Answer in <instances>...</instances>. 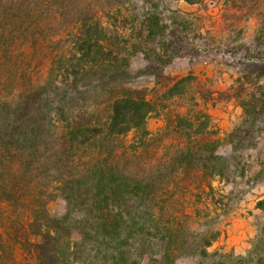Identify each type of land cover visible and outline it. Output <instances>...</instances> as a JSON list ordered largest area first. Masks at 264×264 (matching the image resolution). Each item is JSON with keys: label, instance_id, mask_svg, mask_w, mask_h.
<instances>
[{"label": "trees", "instance_id": "trees-1", "mask_svg": "<svg viewBox=\"0 0 264 264\" xmlns=\"http://www.w3.org/2000/svg\"><path fill=\"white\" fill-rule=\"evenodd\" d=\"M57 1L54 9L53 0H0V264H90L93 251L102 248L113 264H176L181 255L174 249L187 241L182 225L161 222L162 185L187 167L201 168L207 176L223 169L221 143L210 139L215 134L210 116L197 109L200 103L214 105V92L193 74L170 79L166 87L163 74L173 59L195 56L200 47L168 31L161 0H144L142 12L135 0H103L100 14L86 5L73 15L64 0ZM259 1L249 0L250 9H258ZM246 2L232 0V6ZM261 22L254 44L235 45L239 74L216 98L234 100L243 110L241 125L227 137L235 149L253 146L255 126L264 120ZM43 51L50 55L41 75L32 56ZM138 54L146 65L133 72L130 61ZM148 75L164 84L162 97L148 98L147 90L129 87ZM159 99L179 100L184 109L174 117L168 112L166 132L152 135L148 116L168 107ZM129 133L138 135V147L118 156L116 144L124 148ZM168 137L184 144L167 145L149 176L129 168L143 158L137 148L150 154ZM83 194L88 206L77 209L74 200ZM56 196L68 202L62 216L48 209ZM92 203L98 206L94 219ZM256 206L264 210V199ZM201 235L197 264L217 254L207 252L217 233ZM263 242L256 241L247 255L219 256L229 264H264V252L257 253Z\"/></svg>", "mask_w": 264, "mask_h": 264}, {"label": "rangeland", "instance_id": "rangeland-1", "mask_svg": "<svg viewBox=\"0 0 264 264\" xmlns=\"http://www.w3.org/2000/svg\"><path fill=\"white\" fill-rule=\"evenodd\" d=\"M54 1V9H56L58 1ZM135 1L137 8H141L142 12L144 0ZM63 4L67 11L72 10L69 13L71 15L77 6L85 8L86 5L98 10L100 14L104 2L103 0H64ZM246 4L233 7L232 0H203L200 4H189L184 0L160 1L159 12L162 19L170 25L168 31L174 29L189 46L191 44L200 47L197 55L177 57L163 68V74L169 79L166 81V87L172 85V79L177 80L193 74L201 84L214 92L215 104L200 103L197 109L210 116V129L215 131L210 139L220 141L217 153L223 157L218 162L223 168L221 174L207 176L201 168L187 167L176 173L170 182L162 185L164 193L159 198L163 206L161 222L170 220L182 225L180 230L187 241L185 245L174 249L181 255L176 264H197L196 255L201 253L199 248L202 242L201 234L217 233L207 252L209 254L217 252L218 255H209L204 259V264H229L230 260L220 257L219 254L247 255L253 250L256 241L264 239V210L256 206L259 200L264 199V120H259L255 126L259 129L257 133L255 132V144L235 149L229 144L227 137L241 125L244 119L243 110L234 100L216 99L218 92L228 90L239 74V68L234 66V60L240 56V52L234 49L235 45L254 44L263 24L261 21L264 20V0L259 1L258 9H250L249 0ZM65 27L53 31L64 30ZM69 29L67 28L66 31ZM49 55L43 51L36 52L32 56L33 63L40 65L37 69H42L41 75L49 66ZM130 62V69L133 72L146 65L141 54L132 57ZM163 85H157V79L148 75L135 79L129 87L145 89L149 93L148 98L151 96L156 98L162 97L166 89ZM159 100L168 107L165 106L167 108L148 116L146 129L152 135H162L166 132L168 112L174 117L178 109L180 111L184 109L183 106H179V100L174 103ZM161 108L162 106L159 107ZM137 141L138 135L129 133L123 139L124 148L117 149L119 144H116L117 155L120 156L123 154L122 151L126 150V155L129 156L130 149L138 147ZM169 144L183 146L184 142L176 137L165 138L149 151L150 154L141 153V149L137 148L136 155H141L143 158L135 163H129V168L140 174L149 171L147 173L149 176L165 155L166 146ZM200 146L204 148L205 144L202 142ZM71 171L72 169H66L64 173ZM84 196L83 194L74 200L77 209L88 206ZM92 204L90 209L93 212L90 215L94 219L98 216V206ZM48 209L52 215L62 216L68 211V202L61 196H56L48 203ZM102 250L108 254L105 248ZM103 252L93 251L90 264H113L110 256ZM263 252L264 242L257 250V253ZM86 253H88L87 248L84 256ZM118 264H131V260L119 261Z\"/></svg>", "mask_w": 264, "mask_h": 264}]
</instances>
